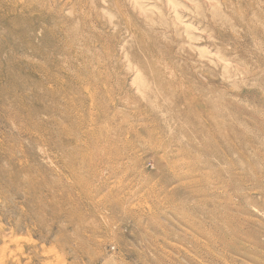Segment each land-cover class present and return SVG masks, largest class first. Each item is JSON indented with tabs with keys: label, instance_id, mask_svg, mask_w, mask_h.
<instances>
[{
	"label": "rangeland",
	"instance_id": "374dc122",
	"mask_svg": "<svg viewBox=\"0 0 264 264\" xmlns=\"http://www.w3.org/2000/svg\"><path fill=\"white\" fill-rule=\"evenodd\" d=\"M0 264H264V0H0Z\"/></svg>",
	"mask_w": 264,
	"mask_h": 264
},
{
	"label": "bare ground",
	"instance_id": "6f19581e",
	"mask_svg": "<svg viewBox=\"0 0 264 264\" xmlns=\"http://www.w3.org/2000/svg\"><path fill=\"white\" fill-rule=\"evenodd\" d=\"M191 101H192V100H191ZM194 106H195V105H194ZM197 168L199 169V167H197ZM192 169H194V168H192ZM198 169H197V170H198Z\"/></svg>",
	"mask_w": 264,
	"mask_h": 264
}]
</instances>
